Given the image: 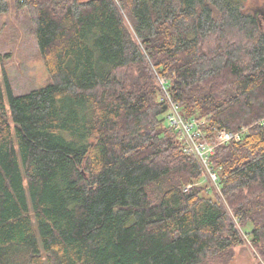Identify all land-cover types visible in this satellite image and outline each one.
Wrapping results in <instances>:
<instances>
[{
  "label": "trees",
  "instance_id": "1",
  "mask_svg": "<svg viewBox=\"0 0 264 264\" xmlns=\"http://www.w3.org/2000/svg\"><path fill=\"white\" fill-rule=\"evenodd\" d=\"M245 0H0L25 9L51 82L0 76V264L264 261V8ZM246 131L206 173L167 119ZM206 178V177H205Z\"/></svg>",
  "mask_w": 264,
  "mask_h": 264
},
{
  "label": "rangeland",
  "instance_id": "2",
  "mask_svg": "<svg viewBox=\"0 0 264 264\" xmlns=\"http://www.w3.org/2000/svg\"><path fill=\"white\" fill-rule=\"evenodd\" d=\"M244 7L248 11H256L264 8V0H245ZM262 26L264 28V19ZM0 76L6 98L8 87L5 76L15 95L26 94L51 82L34 32V25L25 9L20 11L12 9L0 16ZM210 181L213 183L205 174L202 183L211 185ZM238 227L245 243L236 247L231 264H264L248 234L240 225Z\"/></svg>",
  "mask_w": 264,
  "mask_h": 264
},
{
  "label": "built area",
  "instance_id": "3",
  "mask_svg": "<svg viewBox=\"0 0 264 264\" xmlns=\"http://www.w3.org/2000/svg\"><path fill=\"white\" fill-rule=\"evenodd\" d=\"M158 79L162 88L163 98L170 105V109L167 113L169 124L180 132L188 145L187 149L197 155L207 175L217 186L218 175L210 167V157L215 154L217 146L227 143L239 136L246 131V128L239 132H233L227 129H216L215 143L208 141L203 132L204 121L186 118L180 107L173 101L167 86V80L160 76H158ZM262 123L264 124V121H262Z\"/></svg>",
  "mask_w": 264,
  "mask_h": 264
}]
</instances>
